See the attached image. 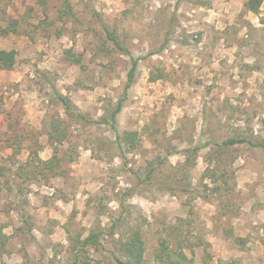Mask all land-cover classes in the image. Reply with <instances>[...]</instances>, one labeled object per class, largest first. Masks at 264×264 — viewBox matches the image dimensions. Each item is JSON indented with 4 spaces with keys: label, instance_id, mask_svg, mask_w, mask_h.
<instances>
[{
    "label": "rangeland",
    "instance_id": "374dc122",
    "mask_svg": "<svg viewBox=\"0 0 264 264\" xmlns=\"http://www.w3.org/2000/svg\"><path fill=\"white\" fill-rule=\"evenodd\" d=\"M246 2L0 0V36L18 29L0 40L17 53L0 70V264H264V0ZM134 61L120 146L101 121Z\"/></svg>",
    "mask_w": 264,
    "mask_h": 264
},
{
    "label": "trees",
    "instance_id": "16d2710c",
    "mask_svg": "<svg viewBox=\"0 0 264 264\" xmlns=\"http://www.w3.org/2000/svg\"><path fill=\"white\" fill-rule=\"evenodd\" d=\"M263 0H247V2L245 3V9L248 11H254L257 12L261 6ZM13 29L11 30H2L1 33L3 36H8L10 33H18V29H16L17 27V23H15L13 26ZM104 31L106 33L107 39L109 41H111L113 43V45L119 49V50H123V47L121 46V42L118 39V37L116 36L114 31H111L109 29V27H107L106 25L104 26ZM16 51L12 50V51H6V50H2L0 51V70H7V71H11L13 70V68L16 65ZM137 70V62L134 61L133 62V67L131 69V71L128 74V82L126 84L125 87V91H124V97L121 98L116 104L112 105L110 107V109L107 111V114L103 117L101 123L108 125L111 130L116 134L117 139L120 141V146H121V142L123 143H127V145H130V142L136 137V133H124L123 137H121V135L119 134L118 130H117V117L118 115L121 113L124 102L126 101V97L128 94V91L130 90V88L133 86L134 82H135V73ZM58 99L61 102L62 106L65 108V110L70 113V112H75L76 109L75 107H73L71 105V103L63 96L58 94ZM59 140V139H58ZM53 142V141H52ZM246 142L245 139H232L229 141H226L223 146H232V145H236L239 143H243ZM252 146L256 145L254 143H250ZM262 147H264V145H262ZM197 150V149H196ZM56 160V156L53 157V159L51 161L45 162L43 164H45V166H47V164L49 165L50 163H54V161ZM102 236L101 232H90V234L88 235L87 238H85L81 244L82 247L85 249L86 247L89 246H97L98 245V241L100 240V237ZM137 246H139L137 248ZM142 243H141V237L140 234H136L134 235V238L132 239V241H129L126 245H125V250L127 251L128 255L133 254V249L137 248L136 252H137V257L136 258H141L142 253H143V247H142ZM167 259L168 261H171V264H177L176 262H172V256L167 254ZM79 258L80 255L76 256V261L77 263L79 262ZM116 262L118 264H138V263H128L125 262L121 259H119L118 257H115ZM139 260V259H138Z\"/></svg>",
    "mask_w": 264,
    "mask_h": 264
},
{
    "label": "crops",
    "instance_id": "0c3cea01",
    "mask_svg": "<svg viewBox=\"0 0 264 264\" xmlns=\"http://www.w3.org/2000/svg\"><path fill=\"white\" fill-rule=\"evenodd\" d=\"M9 35H10V36H11V35L13 36L14 34H13V33H10ZM9 35H8V36H0V37H1L0 40H2L3 38L6 39V38L10 37ZM9 43H10V42H9ZM6 50H7V49H6Z\"/></svg>",
    "mask_w": 264,
    "mask_h": 264
}]
</instances>
